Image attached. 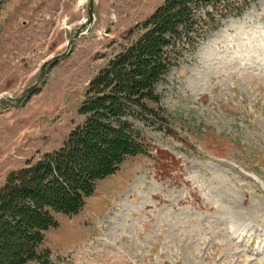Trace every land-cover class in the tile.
Masks as SVG:
<instances>
[{
  "label": "rangeland",
  "instance_id": "obj_1",
  "mask_svg": "<svg viewBox=\"0 0 264 264\" xmlns=\"http://www.w3.org/2000/svg\"><path fill=\"white\" fill-rule=\"evenodd\" d=\"M162 1L94 0L88 30L21 104L0 107V187L9 169L30 168L83 123L87 80ZM86 4L0 0V98L65 50ZM203 4L195 18H212L192 24L206 27L197 44L167 43L157 100L120 99L145 151L97 181L76 214L55 215L42 241L50 264H264V0Z\"/></svg>",
  "mask_w": 264,
  "mask_h": 264
},
{
  "label": "trees",
  "instance_id": "obj_2",
  "mask_svg": "<svg viewBox=\"0 0 264 264\" xmlns=\"http://www.w3.org/2000/svg\"><path fill=\"white\" fill-rule=\"evenodd\" d=\"M218 1L228 0H163L142 23L143 33L89 79L78 108L83 123L57 151L9 173L0 187V264H50L45 249L38 248L44 230L56 224L55 215L76 213L94 183L115 173L127 156L145 151L140 135L121 119L126 112L120 99L140 105L145 98L157 100L152 87L169 69L168 41L197 44L206 27L192 24L212 14L195 18L193 9Z\"/></svg>",
  "mask_w": 264,
  "mask_h": 264
},
{
  "label": "water",
  "instance_id": "obj_3",
  "mask_svg": "<svg viewBox=\"0 0 264 264\" xmlns=\"http://www.w3.org/2000/svg\"><path fill=\"white\" fill-rule=\"evenodd\" d=\"M92 2H93V0H87L88 11H87L86 21L82 25L78 26L77 28L76 27L74 28L73 34L70 36V38L66 42V49L61 51V52H58V54H55V55L50 56L47 59H45V62L42 65H40L38 76H37V78H35L33 83L30 84L29 86H27L22 92H20L19 96H17V97L13 98V97L7 96V97L1 98L0 99V105L1 106H5L8 104L17 105L21 101V98L25 94L30 92L33 89V86L36 85L41 80V78H43L45 65L49 61H51V60L53 61L54 59L58 58V56H61L62 54H65L66 51H68V49L70 47L69 45H70V42L72 41V39L79 37L81 34H83L82 32H80V29L83 27L84 24H87V25L92 24V22H93V19H92L93 18Z\"/></svg>",
  "mask_w": 264,
  "mask_h": 264
},
{
  "label": "bare ground",
  "instance_id": "obj_4",
  "mask_svg": "<svg viewBox=\"0 0 264 264\" xmlns=\"http://www.w3.org/2000/svg\"><path fill=\"white\" fill-rule=\"evenodd\" d=\"M114 174V173H113ZM111 175V174H110Z\"/></svg>",
  "mask_w": 264,
  "mask_h": 264
}]
</instances>
